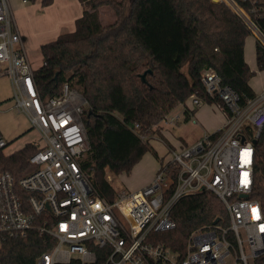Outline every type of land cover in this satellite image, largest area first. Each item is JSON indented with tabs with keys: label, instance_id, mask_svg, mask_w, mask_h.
<instances>
[{
	"label": "built area",
	"instance_id": "2783aa9c",
	"mask_svg": "<svg viewBox=\"0 0 264 264\" xmlns=\"http://www.w3.org/2000/svg\"><path fill=\"white\" fill-rule=\"evenodd\" d=\"M239 14L264 47V35ZM0 63L11 80L13 109L39 136L34 143L38 150L30 158L33 171L18 182L9 172L0 175V235L25 237L38 230L52 239L54 246L37 264H70L74 259L94 264L95 248L106 249L105 264H264V211L251 197L254 141L264 127V91L243 102L217 72L205 70L201 82L206 93L226 108L221 109L224 127L191 145L171 149L172 160L162 163L149 185L138 191L116 190L114 200H109L80 164L90 150L82 117L87 101L69 84L61 97L42 98L11 0H0ZM189 100L181 114L164 119L167 126L194 119L195 111L206 104L197 96ZM7 143L0 131V150ZM204 191L222 201L227 225L219 218L193 230L184 253L150 236L174 230L175 205Z\"/></svg>",
	"mask_w": 264,
	"mask_h": 264
},
{
	"label": "trees",
	"instance_id": "16d2710c",
	"mask_svg": "<svg viewBox=\"0 0 264 264\" xmlns=\"http://www.w3.org/2000/svg\"><path fill=\"white\" fill-rule=\"evenodd\" d=\"M80 1L86 10L76 21V31L41 46L43 62L34 69V80L44 100L61 97L65 84L83 95L90 150L81 168L101 195L114 200L110 174L129 175L147 153L156 154L142 136L152 134L175 108L197 96L226 111L220 99L206 93L201 82L205 70L217 72L243 102L257 96L250 85L256 72L245 59L246 38L252 32L222 0ZM231 1L264 35V0ZM40 2L48 6L53 0ZM104 6L116 14V20L105 26L99 16ZM255 56L259 71H264V47L259 40ZM37 150L34 143L8 155L0 150V175L9 172L18 182L30 174V158ZM251 197L264 211V127L255 145ZM171 217L174 230L150 236L184 253L193 230L217 218L227 225L228 212L216 194L204 191L182 198ZM53 246L54 241L38 230L25 237L0 235V264H37ZM95 250L94 264H105L106 249ZM70 264L81 263L74 259Z\"/></svg>",
	"mask_w": 264,
	"mask_h": 264
},
{
	"label": "rangeland",
	"instance_id": "374dc122",
	"mask_svg": "<svg viewBox=\"0 0 264 264\" xmlns=\"http://www.w3.org/2000/svg\"><path fill=\"white\" fill-rule=\"evenodd\" d=\"M227 2L229 5L233 7V9L237 10L239 13L240 10L232 3L231 0H222ZM33 7L32 5L29 6ZM24 17V18H23ZM18 22L21 27V31L26 26H24L23 21L26 20L27 17L22 16L17 13ZM23 19V20H22ZM41 17L36 16L37 25L40 21ZM106 23L107 21L104 20ZM103 22V23H104ZM32 27L30 30L38 33V29L33 25L31 21ZM36 25V26H37ZM28 28V27H27ZM251 29V28H250ZM252 32V30H251ZM255 30H253L252 34L246 38L245 42V50L246 56L250 62V67L253 71L256 72L255 77L252 79V84L254 89L260 94L261 90L264 89V71L260 72L258 67L255 65V45H256V36L254 35ZM25 50L27 55L32 63L34 69H37L42 65V53L40 43H47L55 39V36H47V37H29V34L23 35ZM5 66L0 63V131L3 134L4 138L10 142V145L5 148V154H11L22 147H24L27 143H35L39 141L38 133L31 128V125L26 117L19 115L14 109L15 101L13 96V89L11 80L9 77L4 74ZM260 90V91H259ZM188 100L186 103H190ZM183 104L179 105L175 108L168 116H174L177 114H181L183 111ZM202 116L198 117V124L193 123H179V127L175 126H167L164 120L156 124L153 128L154 132L150 135L144 134V140L150 143L152 146L153 139H158L159 141H155V144L160 146L158 150H156L153 146V150L156 152H149L140 162V164L134 168L131 174L127 175L123 173L121 175L114 176L110 174L109 181L112 186L116 190L126 189L129 191H133L134 187L145 180L149 174H151L155 165H162V162L167 163L171 161L172 154L171 150V138L169 136L163 137L162 130L167 129V131L174 136V138L181 140L185 139L186 142H192L195 138L200 137L206 131H217L218 129L223 128L225 117L222 110L215 104H204L203 108H201ZM181 127V128H180ZM170 141V142H169ZM173 149V148H172ZM160 155L162 157H160ZM163 158V160H162ZM122 221L125 220L122 218Z\"/></svg>",
	"mask_w": 264,
	"mask_h": 264
},
{
	"label": "crops",
	"instance_id": "0c3cea01",
	"mask_svg": "<svg viewBox=\"0 0 264 264\" xmlns=\"http://www.w3.org/2000/svg\"><path fill=\"white\" fill-rule=\"evenodd\" d=\"M11 3H12L13 10L15 13L17 25H18L19 30L21 32L23 43H24L23 35H25V34H29V37H31V38L32 37H38V36L40 38L43 36L47 37L48 35L49 36L53 35V36H55L54 40H56L60 36H62L63 34L75 32L76 31V21L83 16L84 11L86 10L85 5L80 0H53V2L48 6H42L40 0H37L35 3H29L27 5L22 4L19 0H11ZM30 5H32L33 7L30 8L29 7ZM17 13H19L21 15V17L22 16L27 17V22H26V20L23 21V24H24V26H26V28L23 27L22 31H21L20 24L18 22ZM36 16L41 17L38 25H37V22L35 21ZM99 16H100V23L103 26L108 25L110 23H113L116 20L115 11L111 7H108V6H104V7H101L99 9ZM104 20H106L107 22L105 23ZM31 21H32L33 25L39 30L38 33H35L34 31L30 30V28L32 27ZM54 40H52V41H54ZM43 44H45V43H40V46H42ZM24 46H25V43H24ZM245 59H246V62L250 66V62L246 56V50H245ZM254 61H255V65L257 66L256 56H255ZM260 72H263V71H260ZM250 85L254 89V86L252 84V80L250 81ZM254 91L256 92V94H258V92L255 89H254ZM263 91H264V89H262L260 92H263ZM201 108H203V107H201ZM201 108H199L195 111L194 119L190 120V117H187V118L183 119V122L188 123V124L189 123L194 124V120H196V124H198V120H199L198 117L202 116ZM224 117H225V114H224ZM181 122H179V123H181ZM225 123H226V117H225L224 124ZM176 127H179V125ZM221 129H218L217 131H219ZM217 131H211V132L206 131L203 135H201L198 138H195L192 142H186L185 139H183V138L181 140L174 138V136L172 134H170L167 131V129L162 130V135H163V137H166V134H167V136H169V138H171L170 144H171L172 148H181V147L188 146V145L195 143L196 141L201 139L205 134H213ZM155 141H159V140L153 139V141L151 143H152V146L156 150H158L160 148V146L156 145ZM160 157H162V156L160 155ZM162 160H163V158H162ZM140 162L135 167H137L140 164ZM159 168H160L159 165H155L151 174H149L145 180H143L142 182L137 184L134 187L133 191H138V190L142 189L143 187L149 185L153 181L154 176H155V174Z\"/></svg>",
	"mask_w": 264,
	"mask_h": 264
},
{
	"label": "water",
	"instance_id": "95a60500",
	"mask_svg": "<svg viewBox=\"0 0 264 264\" xmlns=\"http://www.w3.org/2000/svg\"><path fill=\"white\" fill-rule=\"evenodd\" d=\"M142 77H143V79H144V78H145V75H143ZM257 142H258V140H255V141H254L255 144H256ZM218 221H219V218L216 219L214 223H217Z\"/></svg>",
	"mask_w": 264,
	"mask_h": 264
},
{
	"label": "snow or ice",
	"instance_id": "6c2138e0",
	"mask_svg": "<svg viewBox=\"0 0 264 264\" xmlns=\"http://www.w3.org/2000/svg\"><path fill=\"white\" fill-rule=\"evenodd\" d=\"M246 175V174H245ZM258 212V210L257 209H253V213L254 214H256ZM262 230H264V229H262Z\"/></svg>",
	"mask_w": 264,
	"mask_h": 264
}]
</instances>
